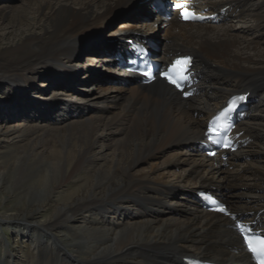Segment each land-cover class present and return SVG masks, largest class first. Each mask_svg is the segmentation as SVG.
<instances>
[{
  "label": "bare ground",
  "instance_id": "obj_1",
  "mask_svg": "<svg viewBox=\"0 0 264 264\" xmlns=\"http://www.w3.org/2000/svg\"><path fill=\"white\" fill-rule=\"evenodd\" d=\"M10 1L0 8V28L6 31L0 91L11 84L13 96L25 101L38 80L52 75L39 102L3 103L0 120L35 116L54 123L28 128L29 122L18 121L11 127L24 130L0 129L7 142L0 151V230L12 225L20 240L32 243L39 254L35 264L244 258L231 219L203 209L195 194L208 190L232 213L251 218L261 213L264 222L263 126L239 125L249 146L231 155L228 164L239 166L236 172L202 149L206 122L232 96L249 93L257 99L264 90V0L205 5L224 14V22L249 20L255 39L228 25L190 23L179 29L178 50L195 58L205 84L189 100L161 81L142 86L113 64L127 53L126 40L148 44L144 38L163 24L161 5L167 0H30L13 15ZM123 20L129 23L117 30ZM71 92L80 96L72 94L69 101ZM257 108L255 102L249 110ZM173 147L178 151L169 156ZM146 163L148 169L138 170ZM217 175L223 183L215 181ZM46 209L50 215L36 222ZM84 211L99 215L96 227L91 220L73 224ZM62 232L67 240L59 238ZM10 243L0 233V264H19Z\"/></svg>",
  "mask_w": 264,
  "mask_h": 264
},
{
  "label": "rangeland",
  "instance_id": "obj_2",
  "mask_svg": "<svg viewBox=\"0 0 264 264\" xmlns=\"http://www.w3.org/2000/svg\"><path fill=\"white\" fill-rule=\"evenodd\" d=\"M29 1L30 0H11L10 1L11 2L10 7L12 6L13 8L11 7L9 9L10 14L13 15L14 12L21 11L23 8H25L27 6V4L29 3ZM257 1L258 0H255L254 2L256 3ZM3 2H4V0H0V8L2 6H4L5 3H3ZM160 16H162V14ZM230 19H233V17H231ZM240 20H242V22H240L238 20L237 21L236 20H233L231 22L229 21V23L224 24V25H228V26L233 27V33H235L237 35L247 36L248 38L255 39L257 36H254V33H251V31H248V29L250 30L249 27H251L252 23H250L249 20H247L245 18L244 19H240ZM127 23H129L128 20H123L119 24V26L117 27V30H121L122 27H123V29H125L124 27L127 26V25H125ZM122 25H124V26H122ZM159 26H161V25L159 24L158 27H157V29L159 28ZM211 26L217 27V26H214V25H211ZM218 27H223V25L222 26L218 25ZM4 29H5V27H3V26H2V28H0V44H3V42L5 41L4 39L6 37V31ZM247 31H248V33H247ZM162 33H164V31ZM255 35H259V34L257 33ZM10 37H12V36H10ZM261 41H263L262 43H264V40H261ZM263 46H264V44H263ZM2 48H4V47L1 46L0 49H2ZM51 75H52V72L51 73L49 72L48 74H46V78L44 77L45 79H44V81L42 82V84L40 86L34 85L32 87V89H31V91H29V95L26 98L27 100H25V101L22 100V98H18V97L13 96V93L11 91V84L7 85L6 87H4L5 90L3 89L2 91H0V108L2 107L3 103H9V104H11V103H16L17 102V103H20L21 105H30L31 106V105H34L37 101L39 102L38 99H40V95L42 93L40 91L43 88L44 83L51 77ZM38 82H39V80H38ZM93 89H95V86L93 87ZM44 90H45V88H44ZM84 93H85V91H84ZM72 94H77V96H80L79 95L80 93L71 92V94L67 98L69 101L74 98L72 96ZM260 94H259L260 95L259 102L261 101L262 106L260 105L259 111H257L255 113L256 114L255 118L254 117L253 118L251 117L252 120H250L249 122H246L245 123V126H247V125H249V126H255L254 124H260V125L263 126V127H261V129L264 132V90L261 91ZM65 100H66V98L64 99V101ZM76 101L77 102H80L79 99L78 100L77 99H74L72 102H76ZM257 107H258V105H257ZM28 119H30V120H28ZM35 120H37V118L35 116L32 117V118H29L27 116H22L21 118L10 119V120L9 119L8 120L1 119L0 120V123H1L0 129L1 130L2 129L3 130H8V131L14 132V133H17L20 130H24L25 128H16V129H13L11 127L12 125H14V123H16L18 121L29 122L27 124L28 128H30V127L32 128L34 126H48V125L50 127L51 125L53 126V123H54V122L52 123V121L50 123H48V121H41V120L40 121H35ZM54 127H57V126H54ZM4 140H5L4 138H2V137L0 138V151L3 150V148L7 146L6 145L7 142L4 141ZM109 142L111 143L112 141L110 140ZM101 146H102V142H100L99 145H98V147L96 148V151L97 152L100 151ZM49 147H52V145L49 144ZM177 151H178L177 148L176 147H173V148H171L169 150L168 155L169 156L170 155H173ZM180 151L181 152L183 151L185 153V155L188 153V151H187V149L185 147L181 148ZM187 157H188V154H187ZM150 164L151 163H146L144 165L142 164L138 168V170L148 169V167L150 166ZM238 168L240 169L239 166H233V167H230L229 169H230L231 172H236V171L239 170ZM169 169L173 170V172L176 171V173L177 172H180V171H177V170H180V169H175V168H169ZM175 181L176 180H174L173 182H175ZM215 181L217 183H219V184H221V183L224 182L223 179H222V177H220V175H217ZM73 184L74 183H72V186H73ZM186 185L187 184L184 183V185H182L181 189H185L186 188ZM191 185H192V183H191ZM50 213H51V210H47L46 209V211L43 213V216L38 217L36 222L42 221L46 216L50 215ZM88 215H91V214L88 213ZM99 218L100 217H99V215H97V213H94V215H91L89 217V216H87L86 212L84 211V212H82V213H80L78 215L77 220H75V222L73 224H75L76 227L84 226L88 221L91 220V221H93V222H91L92 226L93 227H96L99 224L98 222H100ZM116 218H118V216H116L115 218L113 216L112 217L110 216L111 222H113L115 220L117 221ZM28 229L30 230V228H26L25 230H28ZM0 233L2 234V236L4 237L5 240H8V238H9V241L11 242L10 245H9V247H11V249L13 251V254L15 255V259H19V264H35L38 261L39 254L34 249L33 244L30 243V242H27V239L26 240H20L21 237H18L17 236V234L15 233L14 227L12 225L3 224V229L0 230ZM13 235H15V236H13ZM64 235H65V233H63V232L62 233H58V236H59V238L61 240H67V239H65V236ZM75 256H77V258H79L78 255H75ZM12 264H14V263H12ZM39 264H43V263L41 261H39Z\"/></svg>",
  "mask_w": 264,
  "mask_h": 264
},
{
  "label": "snow or ice",
  "instance_id": "obj_3",
  "mask_svg": "<svg viewBox=\"0 0 264 264\" xmlns=\"http://www.w3.org/2000/svg\"><path fill=\"white\" fill-rule=\"evenodd\" d=\"M176 7H180V5H176ZM182 17L184 19H197L201 17H197L195 15V13H192L190 11H188L187 9H182ZM190 62V58H185L184 60H178L176 62L177 65L180 64H185L187 65V63ZM175 67V65H174ZM145 75L147 76L148 73H145ZM166 79L169 80V82L173 83L174 85H176L177 87H180L179 82L173 78V76L169 75V74H165ZM243 97H236L234 98L233 103L235 102V100H242ZM232 111L231 105H229L228 108L224 109L216 118L217 120H220L221 118L223 119H227V115L228 113ZM215 123V121L213 122ZM209 139L212 140L213 136H212V129L210 128V132H209ZM216 142V141H214ZM225 146H228L227 143L225 144ZM218 211L228 214L227 213V209L223 206H220L217 208ZM236 227L239 228L240 230V234L243 236L245 243L247 244V248L248 251H250L255 259L258 261V264H264V236H257L253 233L251 228H247L244 225H236Z\"/></svg>",
  "mask_w": 264,
  "mask_h": 264
},
{
  "label": "water",
  "instance_id": "obj_4",
  "mask_svg": "<svg viewBox=\"0 0 264 264\" xmlns=\"http://www.w3.org/2000/svg\"><path fill=\"white\" fill-rule=\"evenodd\" d=\"M162 32H163V28L161 26H159V28L157 30H155L152 34H150L149 36H146L144 38V40L148 43V44H152V45H157L160 43L161 38H162ZM46 78V76H45ZM39 80V82L36 84L38 86H40L42 84V82L44 81V79Z\"/></svg>",
  "mask_w": 264,
  "mask_h": 264
}]
</instances>
